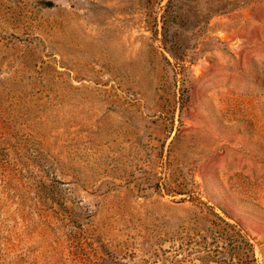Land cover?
<instances>
[{
    "label": "rangeland",
    "instance_id": "obj_1",
    "mask_svg": "<svg viewBox=\"0 0 264 264\" xmlns=\"http://www.w3.org/2000/svg\"><path fill=\"white\" fill-rule=\"evenodd\" d=\"M0 264H264V0H0Z\"/></svg>",
    "mask_w": 264,
    "mask_h": 264
},
{
    "label": "trees",
    "instance_id": "obj_2",
    "mask_svg": "<svg viewBox=\"0 0 264 264\" xmlns=\"http://www.w3.org/2000/svg\"><path fill=\"white\" fill-rule=\"evenodd\" d=\"M41 4H42L44 7H51V6H52V3H50V2H41Z\"/></svg>",
    "mask_w": 264,
    "mask_h": 264
}]
</instances>
